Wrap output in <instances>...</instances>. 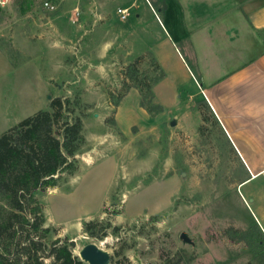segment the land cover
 <instances>
[{
	"label": "rangeland",
	"instance_id": "obj_1",
	"mask_svg": "<svg viewBox=\"0 0 264 264\" xmlns=\"http://www.w3.org/2000/svg\"><path fill=\"white\" fill-rule=\"evenodd\" d=\"M223 1L36 0L22 12L0 0V135L55 99L64 119L82 123L76 172L35 193L44 228L72 242L73 255L93 243L111 264H264L254 225L264 219L247 194L258 189L264 200V179L239 189L246 171L198 96L203 72L226 71L208 21ZM226 1L235 26L243 0ZM53 29L70 41L50 49ZM138 57L153 84L147 109L124 89ZM89 221L110 225L102 241L84 233Z\"/></svg>",
	"mask_w": 264,
	"mask_h": 264
},
{
	"label": "trees",
	"instance_id": "obj_2",
	"mask_svg": "<svg viewBox=\"0 0 264 264\" xmlns=\"http://www.w3.org/2000/svg\"><path fill=\"white\" fill-rule=\"evenodd\" d=\"M35 1L15 3L23 12L32 9ZM142 61L143 57H138L128 66L124 89H136L140 106L147 109L153 84L149 77H141ZM154 66L163 77L157 62ZM201 103L213 117L207 103ZM64 107L60 99L52 100L50 111H38L0 135V264H46L45 260H50L49 264H84L73 255L72 242L52 240L55 230L44 228L43 209L35 198L36 192L57 187L62 173L70 176L77 170L74 157L84 144L82 123L79 118L72 123L64 119ZM57 128L61 132H56ZM254 225L262 251L263 235ZM109 227L89 221L83 224V231L102 241Z\"/></svg>",
	"mask_w": 264,
	"mask_h": 264
},
{
	"label": "crops",
	"instance_id": "obj_3",
	"mask_svg": "<svg viewBox=\"0 0 264 264\" xmlns=\"http://www.w3.org/2000/svg\"><path fill=\"white\" fill-rule=\"evenodd\" d=\"M219 6L221 10L209 15L208 21H214V38L223 44L220 58L226 71L213 79L203 72L198 96L207 103L233 156L246 171V177L238 182L242 190L250 182L264 179V34L260 33L264 32V0H243L237 7L239 23L235 26L224 11L227 1ZM81 21L85 24L87 20ZM50 33L44 42L50 49L70 41L71 35L58 29ZM57 68L61 71L66 65ZM247 194L254 198L253 205L264 219V200L258 189H249ZM255 221L264 234V225Z\"/></svg>",
	"mask_w": 264,
	"mask_h": 264
},
{
	"label": "water",
	"instance_id": "obj_4",
	"mask_svg": "<svg viewBox=\"0 0 264 264\" xmlns=\"http://www.w3.org/2000/svg\"><path fill=\"white\" fill-rule=\"evenodd\" d=\"M174 125L175 123L171 122V126ZM179 239L184 244L194 245L186 233H181ZM78 257L84 264H111L110 254L93 243L85 245L79 251Z\"/></svg>",
	"mask_w": 264,
	"mask_h": 264
},
{
	"label": "built area",
	"instance_id": "obj_5",
	"mask_svg": "<svg viewBox=\"0 0 264 264\" xmlns=\"http://www.w3.org/2000/svg\"><path fill=\"white\" fill-rule=\"evenodd\" d=\"M43 7L49 12H52V11L55 10V7L49 2H44L43 3ZM118 13L121 15L122 19H124V18H126L128 16V13H127L126 10H119ZM74 16L76 18L79 15H78V13H75ZM72 22H74V21H72Z\"/></svg>",
	"mask_w": 264,
	"mask_h": 264
}]
</instances>
